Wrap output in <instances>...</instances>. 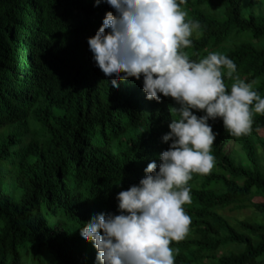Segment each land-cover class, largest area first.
<instances>
[{
	"label": "trees",
	"instance_id": "16d2710c",
	"mask_svg": "<svg viewBox=\"0 0 264 264\" xmlns=\"http://www.w3.org/2000/svg\"><path fill=\"white\" fill-rule=\"evenodd\" d=\"M244 1L186 0L201 28L182 51L196 61L227 54L264 97V17H245ZM108 11L96 0H0V264H97L79 231L98 213L119 214L118 193L170 146L175 101L147 99L143 77L112 89L92 58L89 37ZM253 119L241 136L209 121L215 166L189 182L191 224L170 244L175 264H264V114Z\"/></svg>",
	"mask_w": 264,
	"mask_h": 264
},
{
	"label": "clouds",
	"instance_id": "9594fccd",
	"mask_svg": "<svg viewBox=\"0 0 264 264\" xmlns=\"http://www.w3.org/2000/svg\"><path fill=\"white\" fill-rule=\"evenodd\" d=\"M101 3L114 11L88 40L96 66L115 90L121 81L143 77L147 99L172 98L170 111L179 118L163 136L171 143L160 162L151 161L138 184L118 193L119 214L94 215L80 236L97 249V264H175L179 249L170 244L183 240L191 224L183 207L192 200L189 182L193 173L208 174L215 166L219 133L209 121L222 119L235 136L249 134L254 113L264 114V97L254 81L240 78L227 54L210 52L196 61L182 51L201 28L181 7L186 0H96ZM225 67L235 79L230 91Z\"/></svg>",
	"mask_w": 264,
	"mask_h": 264
},
{
	"label": "rangeland",
	"instance_id": "374dc122",
	"mask_svg": "<svg viewBox=\"0 0 264 264\" xmlns=\"http://www.w3.org/2000/svg\"><path fill=\"white\" fill-rule=\"evenodd\" d=\"M224 13L225 12L223 10H219V11H215L213 14L220 20H224V18H226ZM242 13L247 18L250 16V14L257 15L258 17H264V0H258L256 4H251L250 0H245L243 7H242ZM7 130L8 128L2 129L1 133L4 134L5 131ZM231 146L233 145H228L227 149L231 148ZM223 212H224V215H226L227 217L236 218L240 220L245 219L246 217H249L252 214L250 210H242V211L225 210Z\"/></svg>",
	"mask_w": 264,
	"mask_h": 264
}]
</instances>
